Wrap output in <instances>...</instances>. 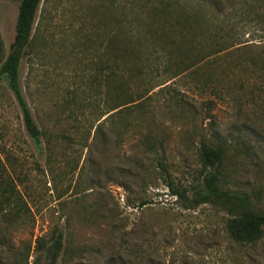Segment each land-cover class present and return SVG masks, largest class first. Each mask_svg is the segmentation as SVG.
Segmentation results:
<instances>
[{
  "label": "rangeland",
  "instance_id": "1",
  "mask_svg": "<svg viewBox=\"0 0 264 264\" xmlns=\"http://www.w3.org/2000/svg\"><path fill=\"white\" fill-rule=\"evenodd\" d=\"M142 1L41 0L19 75L36 143L1 73L20 0H0V264H47L59 233L58 264H264V229L237 241L226 210L174 194L216 173L264 212V26L240 0H173L181 56L142 42L129 64Z\"/></svg>",
  "mask_w": 264,
  "mask_h": 264
},
{
  "label": "trees",
  "instance_id": "2",
  "mask_svg": "<svg viewBox=\"0 0 264 264\" xmlns=\"http://www.w3.org/2000/svg\"><path fill=\"white\" fill-rule=\"evenodd\" d=\"M232 1V0H231ZM235 9V15L241 14L248 19V23L264 26V0H240ZM41 0H20L18 15L15 24V37L10 46V51L1 66V73L8 79L9 87L13 91L21 108L25 128L36 143L40 142L41 131L35 121L27 100L25 99L20 81V65L25 49L32 40V30L36 19L37 11ZM218 4V2L216 1ZM235 5V4H234ZM143 12L147 13L145 18L134 22L127 19L128 28L132 33L131 42L134 46H128L126 54L129 64L140 58L142 42L159 43L165 49H169L170 57L181 56L182 51L176 54L170 47L174 46L175 39H169V29H176L183 36L182 28L189 25L188 19L172 15L175 5L173 0H143L141 5ZM234 6L232 5L231 10ZM182 20V21H181ZM195 21L198 23V19ZM155 43V44H157ZM174 46L178 50V46ZM137 45V46H135ZM179 51V50H178ZM169 57V58H170ZM201 155L204 163L211 167H216L222 161V149L211 145H202ZM181 200L183 206L187 208L196 207L204 203H212L226 210L231 219L229 222V232L232 237L240 242H247L255 239L264 229V212L258 211L252 203L250 194L247 192L234 191L222 188L219 185V178L216 173H210L204 178V188H197L192 197L186 193L175 191L174 193ZM63 247L62 234L59 233L49 251L47 264H58L60 252Z\"/></svg>",
  "mask_w": 264,
  "mask_h": 264
}]
</instances>
